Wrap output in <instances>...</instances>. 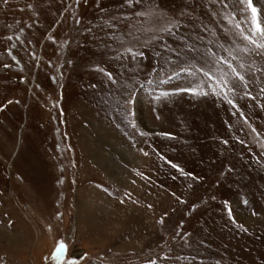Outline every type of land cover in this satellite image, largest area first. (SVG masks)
Masks as SVG:
<instances>
[{
    "label": "rangeland",
    "instance_id": "1",
    "mask_svg": "<svg viewBox=\"0 0 264 264\" xmlns=\"http://www.w3.org/2000/svg\"><path fill=\"white\" fill-rule=\"evenodd\" d=\"M228 4L0 0V264H264V50ZM209 48L244 64L235 107L180 71Z\"/></svg>",
    "mask_w": 264,
    "mask_h": 264
},
{
    "label": "snow or ice",
    "instance_id": "2",
    "mask_svg": "<svg viewBox=\"0 0 264 264\" xmlns=\"http://www.w3.org/2000/svg\"><path fill=\"white\" fill-rule=\"evenodd\" d=\"M214 2H218L222 5L224 8H229L230 5L228 4V0H214ZM239 4L243 6L241 9L242 12H251V18H252V27L250 31L245 32V30L242 28V25L237 23L235 27L240 30V36L244 41H247L248 44L255 46L258 50H264V23L258 21L257 19V12L258 9L254 4V0H238ZM5 3H7V0H5ZM124 3L127 4L129 7H132L134 4H140L142 3V0H124ZM158 8V6H157ZM136 17H144L148 20L155 21L159 23V26L157 28V31L159 32H167L172 33L173 29L176 27V25L179 23L178 21L174 19H168L162 12L157 11L155 8L151 11H142V12H136L134 14ZM235 14L233 13V16ZM227 18V17H226ZM79 23V21H77ZM8 39H11V37H8ZM123 54H128L131 56L132 59H136L137 57H142L144 53L142 51H139L134 44L129 43L127 46L123 45ZM188 51H193V49H189ZM243 52L249 51L247 47L241 49ZM178 58H180V54L177 53ZM214 57V59H212ZM236 57L230 52L229 57H221L217 56L211 48L207 50V56L205 57V64L200 65L197 67L196 65H193L191 63L185 62L184 66H179L181 72H187L189 75H194L195 73L199 72L202 73L204 76L208 77L210 80H216L219 82V87L221 90L224 91L225 96L224 98L227 100L229 104H232L233 107H235V104L233 100L228 98V93L232 92L234 93L236 90V87L238 86L239 82L240 84H244L245 87H247L246 84V77L241 73V69L244 68V64L241 63L239 67H235L232 60H235ZM211 63L214 67L216 65H226L228 71L222 72L219 77L215 76L213 71L208 68L206 65ZM7 67V65H5ZM102 70V69H101ZM155 70V69H154ZM103 71V70H102ZM177 73L175 70H173V75H176ZM109 80H111L113 83H115V78L112 76L111 73H107ZM171 77H169V80ZM165 81H162L164 83ZM135 84L131 85L130 88H134ZM142 87V85H141ZM181 90H187V91H193V89H181ZM264 91V89H262ZM131 91L129 92V99L131 98ZM219 95V92L216 93ZM163 96L169 95L167 92L161 93ZM127 102V101H126ZM147 155V153H145ZM162 160L165 159V157H160ZM169 163H171L169 161ZM172 168H179L177 164L172 163ZM182 171V169H181ZM188 175H191L188 173ZM62 182V181H61ZM246 203V202H245ZM225 207L228 209V214L230 219L232 217V210L230 206L228 205V202L225 201ZM255 215V212L253 213ZM241 229L246 231L244 229L243 225H240ZM58 252L63 253L65 250V243L63 241L58 243ZM69 264H74V262H69ZM148 264H156V261L149 260Z\"/></svg>",
    "mask_w": 264,
    "mask_h": 264
},
{
    "label": "bare ground",
    "instance_id": "3",
    "mask_svg": "<svg viewBox=\"0 0 264 264\" xmlns=\"http://www.w3.org/2000/svg\"><path fill=\"white\" fill-rule=\"evenodd\" d=\"M108 130H109V129H108ZM105 133H107L108 136H110V135L112 134V132H111L110 130H109V131H105ZM102 136H103V135H102ZM112 138H113V137H112ZM107 140H108V139H107ZM109 140H110V139H109ZM110 142L112 143L113 140H112V141L110 140ZM110 142H109V143H110Z\"/></svg>",
    "mask_w": 264,
    "mask_h": 264
}]
</instances>
